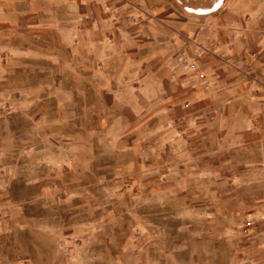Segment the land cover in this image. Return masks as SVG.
I'll use <instances>...</instances> for the list:
<instances>
[{"label": "rangeland", "instance_id": "obj_1", "mask_svg": "<svg viewBox=\"0 0 264 264\" xmlns=\"http://www.w3.org/2000/svg\"><path fill=\"white\" fill-rule=\"evenodd\" d=\"M0 264H264V0H0Z\"/></svg>", "mask_w": 264, "mask_h": 264}, {"label": "crops", "instance_id": "obj_2", "mask_svg": "<svg viewBox=\"0 0 264 264\" xmlns=\"http://www.w3.org/2000/svg\"><path fill=\"white\" fill-rule=\"evenodd\" d=\"M223 5V2L221 3H215L213 6L211 7H205V6H198V7H190L187 9L188 12L194 14V15H210L212 14L213 12H216L218 11L222 5ZM221 5V7L218 9V10H214L217 6ZM204 65V64H203ZM137 69L138 67L136 66H133L131 65V63L129 64V66L127 68L124 69V74L125 75H129V76H133V75H136L137 73ZM197 81V79H196ZM198 84H200V86L202 85L201 81L198 80L197 81ZM203 93V92H202ZM64 143L65 145H68L69 144V148H64V149H61L60 147L59 148H45V151H47L50 156V163L48 165L49 168H54L56 167L57 169H59L58 167H60L61 165H64V161H66L67 159H64V157L67 158V156H72L74 151L75 152H78V153H81L82 155H85V156H81L83 157L81 160V162L79 161L78 163L74 162L72 164V166L74 167V165H80L81 168L85 167L89 161H88V155L90 154V147H88L89 143H83L82 142V147L81 148H75L74 147H71L73 146V143L72 142H68V138H64ZM61 145V144H60ZM71 145V146H70ZM85 145V146H84ZM70 166V165H69ZM71 166V167H72Z\"/></svg>", "mask_w": 264, "mask_h": 264}, {"label": "built area", "instance_id": "obj_3", "mask_svg": "<svg viewBox=\"0 0 264 264\" xmlns=\"http://www.w3.org/2000/svg\"><path fill=\"white\" fill-rule=\"evenodd\" d=\"M199 53H197L196 55H195V57L196 58H198L199 57ZM190 63V62H189ZM190 66H192L193 68H195L196 66H197V61H195L194 59H193V61L190 63Z\"/></svg>", "mask_w": 264, "mask_h": 264}]
</instances>
